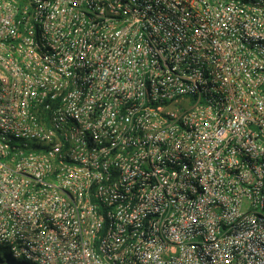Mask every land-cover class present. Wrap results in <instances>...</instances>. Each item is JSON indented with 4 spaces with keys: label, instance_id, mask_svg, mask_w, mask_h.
Returning a JSON list of instances; mask_svg holds the SVG:
<instances>
[{
    "label": "built area",
    "instance_id": "1",
    "mask_svg": "<svg viewBox=\"0 0 264 264\" xmlns=\"http://www.w3.org/2000/svg\"><path fill=\"white\" fill-rule=\"evenodd\" d=\"M0 245L264 264V0H0Z\"/></svg>",
    "mask_w": 264,
    "mask_h": 264
},
{
    "label": "trees",
    "instance_id": "2",
    "mask_svg": "<svg viewBox=\"0 0 264 264\" xmlns=\"http://www.w3.org/2000/svg\"><path fill=\"white\" fill-rule=\"evenodd\" d=\"M0 264H29L25 261H16V260H13L11 258V256L9 255V257L7 256H1L0 254Z\"/></svg>",
    "mask_w": 264,
    "mask_h": 264
},
{
    "label": "rangeland",
    "instance_id": "3",
    "mask_svg": "<svg viewBox=\"0 0 264 264\" xmlns=\"http://www.w3.org/2000/svg\"><path fill=\"white\" fill-rule=\"evenodd\" d=\"M0 254L1 256H8L10 255V250L8 249L7 245H0ZM23 261V258L21 259Z\"/></svg>",
    "mask_w": 264,
    "mask_h": 264
}]
</instances>
